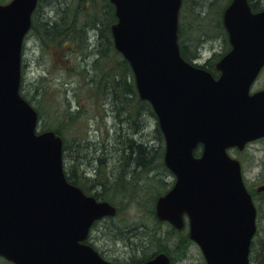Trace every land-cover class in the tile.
Segmentation results:
<instances>
[{"label": "water", "instance_id": "95a60500", "mask_svg": "<svg viewBox=\"0 0 264 264\" xmlns=\"http://www.w3.org/2000/svg\"><path fill=\"white\" fill-rule=\"evenodd\" d=\"M115 50L128 62L141 100L156 116L163 163L175 178L155 216L188 237L205 264H249L256 209L238 160L264 138V10L231 0L222 23L231 49L217 79L185 61L177 42L182 0H109ZM38 0L0 4V257L12 264H114L85 243L94 222L116 208L65 179L62 140L37 133V113L19 93L24 39ZM201 146L199 155L195 151ZM257 192H264V184ZM136 264H170L165 253Z\"/></svg>", "mask_w": 264, "mask_h": 264}, {"label": "trees", "instance_id": "16d2710c", "mask_svg": "<svg viewBox=\"0 0 264 264\" xmlns=\"http://www.w3.org/2000/svg\"><path fill=\"white\" fill-rule=\"evenodd\" d=\"M77 1L79 2L38 0L32 15L30 31H34V36L42 45L41 48L45 47L46 41L63 45V42L67 43L65 37L72 34L77 37V55L82 59L80 76L93 83L97 81L98 84L95 89L88 88V96L96 102L98 115L102 114L99 119L104 120L105 117H109L106 116L107 112L109 115L111 113L114 127L118 129L110 134L109 131L105 132V126H102V133L105 135L102 134L101 141L97 142L92 139V134L90 135L87 129L83 135H77L72 141L65 140L63 121H60L58 126L49 128L48 130L54 131L63 142L65 178L97 201H106L112 205L116 201H121L127 207L133 204L141 209L145 207L144 214L149 219L158 225L169 226L156 219L152 201L154 202L155 195L160 192L159 189L163 188V176L167 173L173 179V175L166 169L163 161L157 163L159 155L164 153V141L155 114L148 102L139 99L130 66L114 48L110 33V26L116 22L114 7L109 0ZM263 1L249 0L251 9L253 11L263 9L264 5H259L263 4ZM229 2L230 0H182L177 35L180 54L184 60L190 63L197 60L201 49L212 40L222 41L224 50L221 56L229 51L227 34L222 24V12ZM201 67L215 76L216 72L210 60ZM23 69L22 64V77ZM78 74L76 77L80 78ZM97 74L101 75L100 80H96ZM22 80L23 78L19 89L20 95L30 103L27 99V90L24 92ZM78 84L82 85V88L87 87ZM55 103L56 106L51 111L54 118H59L63 110L67 113L68 100L57 97ZM62 105L66 106L65 109ZM37 114L40 120L41 112ZM67 116L71 121L76 117L72 113ZM152 121L156 123L153 125ZM82 124L84 126V123ZM46 130L40 127V131ZM259 174L264 181V163ZM156 188L158 190L154 192ZM115 208L117 214L118 209L116 206ZM98 223L99 221L94 223L93 228ZM124 225L127 227L119 229L107 224L104 233L107 235V241H120L129 248L128 253L132 255L127 264L144 262L159 253L172 255L168 247L171 246L174 250L173 235L178 231L171 226L170 230L162 233L159 229L151 231L138 223L129 227L126 223ZM186 239L189 241L187 236L179 243L185 244ZM87 243L96 249L90 242V237ZM182 247L178 245V249L175 248L174 251L178 252L177 250L180 251ZM252 247L253 241L249 255L250 264L252 260L256 264H264V239L259 240L256 258L251 255Z\"/></svg>", "mask_w": 264, "mask_h": 264}, {"label": "rangeland", "instance_id": "374dc122", "mask_svg": "<svg viewBox=\"0 0 264 264\" xmlns=\"http://www.w3.org/2000/svg\"><path fill=\"white\" fill-rule=\"evenodd\" d=\"M8 1L10 0H1L0 3L5 4ZM75 2L78 3L79 1L75 0ZM259 5L263 6L264 1L263 4L260 3ZM88 11L89 9L86 10V12ZM64 40H66L67 43L63 42V45H57L56 43L46 41L45 47L43 46L41 48L42 45H40L37 38L34 36V31L31 30L27 34L22 52V63L24 68L22 86L24 92L27 90V99L30 100L31 106L37 110L39 114L41 112L38 130H40V127L48 130L52 126L57 125L60 121H63V135H65V140L72 141L77 135H83V132L87 129L89 134H92V139L94 138L97 142L101 141L102 134L105 135V133H102V126H105V132L109 131L108 133L110 134L114 133L118 128L114 127L112 117H105L104 120L99 119L102 114L100 113L98 115L96 112V102H93L92 97L88 96V89H83L78 84L79 79L81 80L80 69L82 66L80 61L82 59L80 58V55H77V37L72 34L70 37H65ZM210 42L211 43L206 44V46L201 49V52H199V58L192 61L199 65H204L206 61L210 60V64L214 68L215 63L220 59L224 48L222 41L212 40ZM77 74L80 77L79 79L76 77ZM100 76V74H97L96 80H100ZM74 77H76V79H74ZM263 88L264 69L251 87V91H257ZM57 97H62L64 100H68L69 108L67 113L64 110H61L60 117L54 118V116L51 115V111L56 106L55 100H57ZM65 107V105H62L63 109H65ZM75 112L78 113L75 114ZM69 113L76 116L75 118H72L73 121L68 119L67 115ZM95 119L97 122H95ZM82 123H84V126ZM151 123L154 125L156 122L152 121ZM95 126L97 128H95ZM104 138H106V136ZM69 145L70 144H68V146ZM228 154L232 158L240 161L244 183L248 187L249 192L252 193L251 195L254 196L253 200L256 201V207L258 202V207L256 208L257 230L253 239L251 253L252 257L256 258V250L259 248V240L264 239V194L256 192V188L264 183V181H262V176L259 174L261 165L264 163V140L248 144L242 151L231 149L228 151ZM160 156L162 157L159 159ZM159 157L157 163L163 161V155H159ZM66 169H68V165H66ZM101 170L103 169L101 168ZM162 181L163 188L159 189L160 192L155 195V200L167 191L172 184V178L167 175V173L163 176ZM156 190L158 189L156 188L154 192H156ZM155 200L154 202L152 201L153 205ZM114 205L118 209L117 214L112 218H106L105 220L103 219L104 221H99V223L91 229L90 233V242L106 261L115 264H127L126 262L129 260L130 255H132L131 253H128L129 248L125 247L120 241H107V235L104 231L107 224L122 229L127 227L124 225L125 223L128 224V227L132 224L138 223L146 228L148 227L151 231L159 229L162 233H165L166 230H170L169 226L164 224L158 225L154 220L149 219L147 215L144 214L143 209H145V207L141 209L134 204L127 207L125 204H122L121 201L114 202L113 206ZM173 236L175 237L174 250L175 248L178 249V245H182L183 247L180 251L177 250L178 252L172 250L171 246L168 247L172 251V255L165 254L170 258L171 264H205L196 244L187 239L185 244L179 243L183 238H187L185 228L181 231L175 232ZM0 264L10 263H7L0 258ZM251 264L256 263L252 260Z\"/></svg>", "mask_w": 264, "mask_h": 264}, {"label": "bare ground", "instance_id": "6f19581e", "mask_svg": "<svg viewBox=\"0 0 264 264\" xmlns=\"http://www.w3.org/2000/svg\"><path fill=\"white\" fill-rule=\"evenodd\" d=\"M79 79V78H78ZM79 83L80 84H84V86H87V87H83L84 89L86 88V89H95V88H97V81L96 82H91V81H88V80H85L84 78H81V80L79 79ZM80 86H82V85H80ZM106 116H111V113H110V115H109V113L107 112V114H106ZM156 201V200H155ZM155 204V203H154ZM159 222H161V221H159ZM163 223V222H162Z\"/></svg>", "mask_w": 264, "mask_h": 264}]
</instances>
